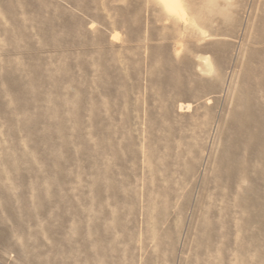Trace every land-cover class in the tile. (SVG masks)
Returning a JSON list of instances; mask_svg holds the SVG:
<instances>
[{
	"label": "rangeland",
	"instance_id": "rangeland-1",
	"mask_svg": "<svg viewBox=\"0 0 264 264\" xmlns=\"http://www.w3.org/2000/svg\"><path fill=\"white\" fill-rule=\"evenodd\" d=\"M0 264H264V0H0Z\"/></svg>",
	"mask_w": 264,
	"mask_h": 264
},
{
	"label": "bare ground",
	"instance_id": "bare-ground-1",
	"mask_svg": "<svg viewBox=\"0 0 264 264\" xmlns=\"http://www.w3.org/2000/svg\"><path fill=\"white\" fill-rule=\"evenodd\" d=\"M168 2H172V4H174V0H168ZM188 107V106H187Z\"/></svg>",
	"mask_w": 264,
	"mask_h": 264
}]
</instances>
